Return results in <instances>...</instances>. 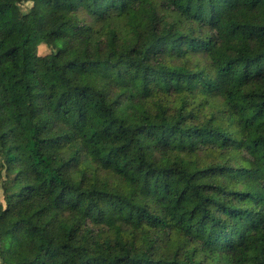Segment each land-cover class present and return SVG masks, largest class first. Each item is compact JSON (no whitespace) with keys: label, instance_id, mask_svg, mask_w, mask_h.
<instances>
[{"label":"trees","instance_id":"trees-1","mask_svg":"<svg viewBox=\"0 0 264 264\" xmlns=\"http://www.w3.org/2000/svg\"><path fill=\"white\" fill-rule=\"evenodd\" d=\"M0 15V264H264V0ZM207 32L226 88L191 65Z\"/></svg>","mask_w":264,"mask_h":264},{"label":"rangeland","instance_id":"rangeland-1","mask_svg":"<svg viewBox=\"0 0 264 264\" xmlns=\"http://www.w3.org/2000/svg\"><path fill=\"white\" fill-rule=\"evenodd\" d=\"M31 5V2H23L20 4L21 8L23 10L27 9L29 6ZM78 16H85L87 21H89V17L86 15L85 12L78 10L77 13ZM190 27L193 25L189 24ZM2 29V16L0 15V30ZM99 33H103L104 29L96 27V32ZM207 38L208 40L205 41H201L197 47H201L198 48V53L193 54L191 57V65L193 66H202L205 65L206 67L209 68L212 67V65L216 66V70L218 71V74L216 73V78L215 80H213V82L211 83L213 86H222L224 88L227 87L228 82H230V80L226 79V72L222 70V66L219 64L218 60L216 59V53H213L214 49L216 48L215 46V42L216 40L213 39V34L207 32ZM203 48H207L208 51H205ZM204 50V51H203ZM37 51L39 54H44L46 53V48L44 45H39L37 47ZM206 53V54H205ZM214 60V61H213ZM12 65L9 61L4 62L3 64L0 65V79L2 81V83L4 84L6 90H7V95L10 98H13L15 96V92H16V88L13 87L10 83V78H9V71L11 69ZM210 69V68H209ZM206 76V75H205ZM203 75L202 78H199V82L203 83V85L205 86V83L207 78ZM198 81V80H197ZM211 87V86H210ZM119 92V91H118ZM137 95H131L130 97H124L123 99V104L127 105L128 102L133 103L131 101V97H136ZM167 100L169 101V104L173 105L174 103L172 101H174V97H168L166 96ZM215 101H220V97L219 95L213 96ZM128 99V100H127ZM204 111L208 110V106L205 105L203 107ZM197 111V110H196ZM26 136L28 135V130H21ZM84 164L88 166V170H87V174L91 175L93 173H96L97 176L99 177H103L106 175V170L102 169L100 167H97L95 165V163H93L91 160L89 159H85L84 160ZM73 174H76V172H73Z\"/></svg>","mask_w":264,"mask_h":264}]
</instances>
